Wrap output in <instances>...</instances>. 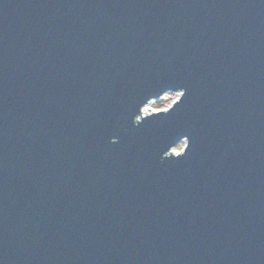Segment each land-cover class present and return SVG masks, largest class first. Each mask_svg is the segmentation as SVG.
<instances>
[{
	"label": "water",
	"instance_id": "1",
	"mask_svg": "<svg viewBox=\"0 0 264 264\" xmlns=\"http://www.w3.org/2000/svg\"><path fill=\"white\" fill-rule=\"evenodd\" d=\"M0 264H264V0H0Z\"/></svg>",
	"mask_w": 264,
	"mask_h": 264
},
{
	"label": "rangeland",
	"instance_id": "2",
	"mask_svg": "<svg viewBox=\"0 0 264 264\" xmlns=\"http://www.w3.org/2000/svg\"><path fill=\"white\" fill-rule=\"evenodd\" d=\"M179 98L178 94L169 93L166 94L164 97L162 96L159 99L152 100L146 105L149 107V112H158L161 110L168 109L177 99ZM145 106V107H146ZM185 147L184 143L179 144L177 147L174 148L175 152H181Z\"/></svg>",
	"mask_w": 264,
	"mask_h": 264
},
{
	"label": "bare ground",
	"instance_id": "3",
	"mask_svg": "<svg viewBox=\"0 0 264 264\" xmlns=\"http://www.w3.org/2000/svg\"><path fill=\"white\" fill-rule=\"evenodd\" d=\"M148 105H150V104H148ZM149 107L148 106H146L145 108H144V113H148L149 112ZM176 153H178V152H176Z\"/></svg>",
	"mask_w": 264,
	"mask_h": 264
},
{
	"label": "snow or ice",
	"instance_id": "4",
	"mask_svg": "<svg viewBox=\"0 0 264 264\" xmlns=\"http://www.w3.org/2000/svg\"><path fill=\"white\" fill-rule=\"evenodd\" d=\"M182 95H184L183 93H182ZM173 109V108H172ZM169 112V110H165V113H168ZM113 143H115V141H113Z\"/></svg>",
	"mask_w": 264,
	"mask_h": 264
},
{
	"label": "built area",
	"instance_id": "5",
	"mask_svg": "<svg viewBox=\"0 0 264 264\" xmlns=\"http://www.w3.org/2000/svg\"><path fill=\"white\" fill-rule=\"evenodd\" d=\"M175 94V93H174ZM176 94H178V96H179V93H176ZM166 95V94H165ZM165 95H163V97L165 96ZM161 98V97H160Z\"/></svg>",
	"mask_w": 264,
	"mask_h": 264
}]
</instances>
